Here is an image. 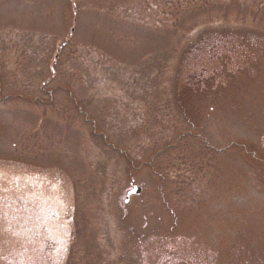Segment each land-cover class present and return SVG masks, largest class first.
Listing matches in <instances>:
<instances>
[{
	"label": "rangeland",
	"instance_id": "374dc122",
	"mask_svg": "<svg viewBox=\"0 0 264 264\" xmlns=\"http://www.w3.org/2000/svg\"><path fill=\"white\" fill-rule=\"evenodd\" d=\"M0 264H264V0H0Z\"/></svg>",
	"mask_w": 264,
	"mask_h": 264
},
{
	"label": "water",
	"instance_id": "95a60500",
	"mask_svg": "<svg viewBox=\"0 0 264 264\" xmlns=\"http://www.w3.org/2000/svg\"><path fill=\"white\" fill-rule=\"evenodd\" d=\"M141 193H142V188H140V187H135L133 190H131V191L128 193V196H127V198H126V203L129 202L131 196H133V195H141Z\"/></svg>",
	"mask_w": 264,
	"mask_h": 264
}]
</instances>
